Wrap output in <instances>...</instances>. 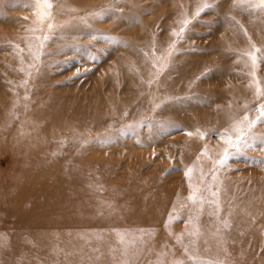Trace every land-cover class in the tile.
Here are the masks:
<instances>
[{
    "label": "rangeland",
    "instance_id": "obj_1",
    "mask_svg": "<svg viewBox=\"0 0 264 264\" xmlns=\"http://www.w3.org/2000/svg\"><path fill=\"white\" fill-rule=\"evenodd\" d=\"M222 1L232 3V0H52V18L41 23L32 7L34 0H0V264H124L125 261L128 264H174V261H183V264H264V211L262 214L241 211L239 215L245 220L249 233L254 224L260 222L261 227L252 234L259 240L256 248L232 247L228 237L233 224L230 212L238 208L232 206L233 199L226 202L221 199L219 183L220 176H238L242 188H249V181L264 185V163H261L264 150L260 147L264 139V122L253 127L257 130L247 131L249 147L231 156L225 165H216L214 161L225 146L224 131L217 121L213 122V132H207L206 121L200 118L195 121L196 113L210 111L217 114L223 107V102L216 99L206 100L208 92L205 91L214 85L209 72L198 80L199 90L197 80H179L181 86L176 84L175 90L164 83L167 89L163 87V93L159 86L151 85L157 89L158 96L149 101L146 100L150 87L137 88L131 78L127 82L133 89L126 86L127 83L124 85L125 81L120 83L123 71L127 69L125 73H128L137 69L132 57L142 49L141 38L145 43L154 44L157 32H170L167 25L171 23L174 35H171L172 41L170 37L166 39L167 50H176L175 46L185 38L179 50L189 53L192 58L198 57L201 66L204 64L199 77L220 64L211 59L220 48L215 47L210 52L209 46L223 35L228 21H234L243 30L240 12L234 15L219 13ZM204 2L214 7L192 20L197 7ZM102 11L103 15H95ZM55 17L57 20H52ZM185 19L192 22L181 33ZM48 23L54 25L51 30L47 28ZM69 28L75 33H70ZM45 36L49 38L44 39ZM250 38L228 41L230 45L220 43L221 47L229 48L230 59L225 63L229 65H224L227 70L218 76L217 88L227 94L233 83L236 85L240 81L241 88L249 86L247 95L252 99L251 104L243 101L239 107L243 115L254 111L255 118L258 104L264 100L257 99V81H252L247 73L251 59L239 57V50L243 51L241 42ZM120 56L126 66L124 70L117 59ZM160 58L158 71L153 72L155 81L161 74V66L170 62L167 52ZM151 59L148 63L150 71V65L155 61L153 58L151 63ZM186 67L192 66L185 65L184 69ZM228 72L240 76V80L234 81ZM143 79L139 78V81ZM119 84L124 85L122 89L126 91L138 92L140 102L135 101L141 104V110L133 112L134 117L126 108L121 113L110 114L109 118L94 110L98 118H107L103 123L105 128L102 124L97 128L89 122L92 114L85 115L81 124L68 119L73 109L83 107L86 99L96 98V94L107 97L111 88H121ZM109 86L111 88H107ZM43 93L49 94L41 98ZM75 93H82L83 97H77ZM141 93L144 97H140ZM72 100L78 102L77 106L70 104ZM53 101L56 104L69 102L68 106L59 108L61 117L67 118L64 128L49 126L52 119L49 120L50 112L46 109ZM160 106L166 108L160 111ZM54 113L57 115V108ZM239 118L229 116V123ZM109 119L116 127L109 126ZM44 125L49 126L48 135L40 132ZM197 129L205 135H199ZM232 137L235 139V135ZM189 169L191 172L186 175ZM197 188L199 191L195 192L193 202L188 197ZM78 189L86 191L92 199L91 212L74 209V213L68 209L82 202ZM176 199L179 200L178 209L183 211L189 206L192 211L182 214L175 207L171 208L170 204ZM97 202L101 203L98 205ZM102 206L105 208L101 210ZM204 207L213 213V218L207 222L211 232L207 233L198 218ZM247 228L239 231V237ZM72 236L73 244L70 243ZM177 236L181 237L180 242ZM193 255L198 259H189Z\"/></svg>",
    "mask_w": 264,
    "mask_h": 264
},
{
    "label": "bare ground",
    "instance_id": "obj_2",
    "mask_svg": "<svg viewBox=\"0 0 264 264\" xmlns=\"http://www.w3.org/2000/svg\"><path fill=\"white\" fill-rule=\"evenodd\" d=\"M31 2V1H30ZM28 3V2H27ZM222 3H223V5L220 7L219 6V8H218V11H219V13H228V14H232V15H234L235 13H238V12H240L241 14H242V20L243 21H241V23H242V26H243V30L241 29V28H238L237 26H236V23L234 22V21H228L227 23H225V31H224V33H223V35H221V37L218 39V41L216 42H214L212 45H210L209 47H210V52H213L214 50H215V47H219L220 48V50H219V53H213L214 55H212V61L213 62H220V64L218 63L217 64V66L215 65V66H213V68L211 69L212 71H210L209 73H208V76L210 77V81H212L213 82V86L210 88V89H208L207 91H205V92H208L206 95H205V97H206V100H210V101H212V100H214V99H216V100H218V101H220L221 103L223 102V107H221L220 109H219V111L217 112V114L215 113V112H210V111H208V112H199V113H196L195 114V121H198V119L200 118V120H203V121H206L207 123H208V126L209 127H207V132H213L214 130H215V128L213 127V126H215V125H213V122L214 121H217V124H218V126H219V128L220 129H222V131H224L225 132V130H228V132H229V134H231L232 136H234V135H236L233 131H232V125H233V123L234 122H232V123H229L230 121H229V116H239L240 118H242L244 115H243V112L242 111H240V107H239V105H241V103L243 102V101H245V102H248V103H250L251 104V100L252 99H250L249 97H248V93L250 92V89H249V86H248V88L247 87H243V88H241L240 87V85H239V80H240V76L238 77L237 75H235L234 73H230V72H228L227 74L229 75V73H230V75H231V77H233V79H234V81L236 80V79H238V81L239 82H237L236 83V85H234V83H233V85L232 86H230V88H229V90L227 91V94H226V92H223L222 90H220V89H218L217 88V85H218V82H219V75L220 74H223L222 72H223V70H227V69H224V65L226 66V65H229L228 64V62H227V64H225L226 63V61H228L230 58H229V56H230V50H229V48H227V47H221L220 46V43H222V42H224L223 44H225V42H228V41H230L231 42V40H237V39H239V38H241V37H248V36H251V40L249 39V41H246V42H244V43H242L241 42V47H243V49H241V50H243V51H241L240 52V50H239V57H240V59L243 57L244 59H246V57L247 58H249L250 59V57H248V56H246L244 53L245 52H247V51H250L251 50V45L254 43L258 48H262V49H264V11H253L252 9H249V8H234L233 7V5H232V3H228L227 4V1H222ZM31 4V3H30ZM224 6V8L223 9H221L222 7ZM54 9H56L57 10V7H55ZM37 16V15H36ZM29 17V16H28ZM30 18V17H29ZM31 18H33V17H31ZM30 18V19H31ZM54 19H56V17L55 18H53L52 20H54ZM57 20V19H56ZM26 21V20H25ZM28 21V20H27ZM55 21V20H54ZM179 21H180V19H179ZM26 24H27V22H25ZM174 24V26H176L177 28H179V26L177 25V24H175V23H173ZM28 25H29V23H28ZM30 25H32L31 23H30ZM29 25V26H30ZM167 28H169V30H170V32H167V33H161V32H157V40L155 39V42H154V44H149L147 41V43H145V42H143V40H142V38H141V40H140V42H141V47H142V49H141V51L139 52V54L138 55H136V57H135V55L132 57V60H134V61H136V63H134V61H133V63H134V65H136V71L135 70H133V71H131V72H126L125 73V71H127V69L125 70V71H123V75L125 76V74H126V76L124 77L123 76V78H121V82L120 81H118V82H120V83H124V81H125V83H124V85H126V83H127V85L126 86H128V85H130V83H128L127 81H128V79H133L132 81H134L135 83H133L134 85L136 84V87L137 88H139V87H141L142 89H146V88H148V87H150V89H149V92H148V95H147V97H148V100H146V101H149V100H153L155 97H157L158 95V92H156L157 91V89L156 88H154V87H152L151 85H156V86H159V91H161V93H163V91L162 90H164L163 89V87H164V83L166 84H168V85H170V86H172V88L175 90V88L174 87H176V84H178V81L180 80V82L181 81H183V82H187V81H190V80H201V79H197V77H199L200 76V74H201V70H203V65L201 66V60L197 57V58H192L190 55H189V53H183V52H181L180 50H179V48H180V45L182 44V42L185 40V38H184V40L182 41H180L179 42V45L177 44V46H175L176 47V50L174 49H171V51H169V50H167L168 48H166V44L168 43H166L165 44V42H166V39L167 38H169L170 37V39H171V41H172V36L171 35H174V34H172L174 31L172 30V23L170 24V25H167ZM70 29V28H69ZM72 29L73 28H71L70 30H69V32L71 33V31H72ZM171 30L173 31V32H171ZM178 30V29H177ZM233 30V31H232ZM55 31H57L56 29H55ZM75 31V30H74ZM78 31V30H77ZM154 31V30H153ZM68 31H67V33H69ZM73 32V31H72ZM53 33V32H52ZM55 33V32H54ZM73 33H75V32H73ZM78 33H79V31H78ZM145 34V33H144ZM147 34V33H146ZM11 35V34H10ZM153 35V34H152ZM166 35H168L167 37H165ZM57 36V35H56ZM154 37V36H153ZM156 37V36H155ZM186 37V36H185ZM134 38V37H133ZM133 38H130L131 40L133 39ZM138 38H140V37H138ZM144 39H146V38H144ZM163 40H164V42H163ZM246 40V39H245ZM244 40V41H245ZM130 41V40H129ZM131 42H133V41H131ZM233 42V41H232ZM228 44H229V42H228ZM231 44H234V42L233 43H231ZM230 45V44H229ZM236 45V44H235ZM128 46V45H127ZM227 46V45H226ZM61 47V46H60ZM139 47V46H138ZM236 47H237V45H236ZM238 47H239V45H238ZM128 48V47H127ZM127 48H124V49H127ZM231 48V47H230ZM61 49V48H60ZM134 49V48H133ZM232 49V48H231ZM238 49V48H237ZM130 51V50H129ZM134 50H131V52H133ZM138 51H139V49H138ZM165 52H167L168 54H169V59H170V62L168 61L166 64H164L163 66H161V74H160V72H158V74H160V75H158L159 77H158V79H156L157 81H155V78H156V75H155V73H157V72H155L154 70H156V71H158L157 70V66L161 63V58H160V56H162L163 54L165 55ZM124 53V52H123ZM134 53H135V51H134ZM125 54H127V53H125ZM124 54V55H125ZM129 54V53H128ZM123 55V54H122ZM132 55V54H131ZM156 56V57H155ZM136 58V59H135ZM150 58H155V61L153 62V64H151L150 65V67H151V69H152V71H150L148 68H149V66H148V63H149V60H150ZM118 60H119V62H121V63H119L120 65H122L123 66V69L122 70H124V67H126V66H124L123 65V63H122V57L120 56V58H117ZM127 59H128V56H127ZM151 59V63H152V60ZM248 59V60H249ZM129 60V62L131 61V63H132V60L129 58L128 59ZM208 60V59H207ZM242 60V59H241ZM160 61V62H159ZM235 61V60H234ZM128 62V63H129ZM212 62V63H213ZM231 61H229V63H230ZM236 62V61H235ZM244 62V61H243ZM246 62V61H245ZM204 63V62H203ZM207 63V62H206ZM205 63V64H206ZM233 63L234 62H232V65H233ZM118 64V65H119ZM125 64H127V63H125ZM245 64V63H244ZM248 64H250V67L248 66V68H247V66H245L246 68H247V70H248V74H249V76H250V78L252 79V81H253V79L254 80H256V81H258L259 82V87H260V89L262 90V91H264V69H261V68H263V65H264V59H261L260 61H258V64H257V67L255 68V70H253V68H252V65H251V60H250V63H248ZM131 65V64H130ZM133 65V66H134ZM192 66L191 68H188L187 69V67H186V69H184V66ZM234 65H237V64H234ZM128 66V65H127ZM183 66V67H182ZM201 66V67H200ZM238 66V65H237ZM240 66V65H239ZM244 66V65H243ZM116 67H117V65H116ZM119 67V66H118ZM159 67V66H158ZM182 67V69H180ZM241 67V66H240ZM209 68V67H208ZM231 68V67H230ZM236 68V67H235ZM234 68V69H235ZM239 68V67H238ZM242 69V68H241ZM121 70V71H122ZM129 70V69H128ZM231 70V69H230ZM245 70V69H244ZM246 71V70H245ZM253 71H254V75H253ZM153 72H155V73H153ZM121 73V72H120ZM125 73V74H124ZM153 73V74H152ZM225 73V72H224ZM221 76H223V75H221ZM248 76V77H249ZM252 76V77H251ZM230 77V76H229ZM230 77V78H231ZM139 78H144L143 80L145 81H147V82H144L143 80H140L139 81ZM224 78V77H223ZM119 78L117 77V80H118ZM203 79V78H202ZM206 79V78H205ZM242 80V79H241ZM197 82V85H196V87H198V90H199V88H201V85H200V82ZM130 82H131V80H130ZM242 82V81H241ZM245 83V82H244ZM112 84H114V83H111V85ZM246 84V83H245ZM244 84V85H245ZM247 84H248V82H247ZM115 85V84H114ZM120 85V84H119ZM123 85V84H122ZM121 86L120 85V89L118 88H114L113 87V89L109 86V87H107V88H111V90L109 91V93H108V95H106L107 97H98L97 96V94H96V98H93V99H86V101H85V99H84V104H82L83 105V107H81L80 105V109L79 108H75V109H73L72 110V113L69 115L70 117L68 118L69 120H71L72 122H79L80 121V123L79 124H81V120L84 118V117H86V116H89L90 114H92V115H90V118L91 119H89L88 121L89 122H93V124H95V125H97V128H100L101 126V124L102 125H104L103 123H104V121L107 119V118H109V115L110 114H112V113H118V112H123V110H124V108H126L127 109V111H128V114L129 113H135V112H137V111H140L141 109H140V105L141 104H137L136 103V101L138 100V98H139V95H138V92L136 91L135 93L134 92H132L131 90L133 89V87L130 85L129 87H131L132 89L131 90H127L126 91V89H122V88H124L125 86ZM178 85H180V84H178ZM241 85H243V83L241 84ZM174 86V87H173ZM181 86V85H180ZM135 87V88H136ZM161 87V88H160ZM196 87H195V89H196ZM50 88V87H49ZM165 89H167L166 87H164ZM169 88H171V87H169ZM168 88V89H169ZM171 88V89H172ZM178 88V87H177ZM180 88H183V86L182 87H180ZM251 88V87H250ZM156 89V90H155ZM42 90V89H41ZM40 90V91H41ZM124 90V91H123ZM136 90V89H135ZM174 90H173V92H174ZM202 90V89H201ZM56 91V90H55ZM54 91V92H55ZM98 91V90H97ZM140 91V90H139ZM179 91V90H178ZM50 92H52L51 90H50ZM59 92H60V90H59ZM62 93H63V91H61ZM94 92V91H93ZM99 92H101V90L99 91ZM172 92V91H171ZM170 91H169V93H171ZM61 93V94H62ZM98 93V92H97ZM147 93V92H146ZM145 93V94H146ZM150 93V94H149ZM165 93V92H164ZM168 93V94H169ZM174 93H177V90H176V92H174ZM181 93V92H180ZM44 94L45 93H43V94H40V97L42 98V96H44ZM49 94V93H48ZM48 94L45 96V97H47L48 96ZM52 94H54V93H52ZM60 94V93H59ZM76 95H77V93H75ZM82 93H80V95H81ZM94 94V95H95ZM143 93H141V95H142ZM182 94V93H181ZM38 95V94H37ZM51 95V94H50ZM63 95V94H62ZM62 95H60V96H62ZM68 95V94H67ZM73 95H74V93H73ZM72 95V97H74ZM80 95H77V97L78 96H80ZM140 95V97H144L143 95L141 96ZM164 95V94H163ZM180 95V94H179ZM53 96V95H52ZM56 96V95H55ZM71 96V95H70ZM82 96V95H81ZM175 96V95H174ZM59 97V96H58ZM72 97H70V98H72ZM77 97H76V99H77ZM83 97V96H82ZM87 97V96H86ZM92 97H93V94H92ZM168 97H170V96H168ZM176 97V96H175ZM62 98H63V96H62ZM153 98V99H152ZM60 99V98H59ZM64 99H66V98H64ZM73 99V98H72ZM81 99V98H80ZM83 99V98H82ZM169 99V98H168ZM54 100V99H53ZM68 100V99H67ZM66 100V101H67ZM77 100H79V99H77ZM133 100H134V102H133ZM136 100V101H135ZM167 100V99H166ZM69 101V100H68ZM79 101H81V100H79ZM83 101V100H82ZM81 101V102H82ZM139 101V100H138ZM156 101V100H155ZM63 102H65V101H63ZM63 102H60L59 104L57 103H55L54 101L53 102H50L49 103V105H48V109H46V110H48L49 112H50V115H49V120L50 119H52L51 121H49V122H51V124L52 125H49L50 123L48 122V120H46V123L49 125V126H54V127H63L64 126V123L67 121V118L66 119H63V117H61L62 115H60L61 113H60V111H59V108H64V107H66V106H68V104H69V102H68V104H67V102H66V104L65 103H63ZM81 102H79V104H81ZM140 102V101H139ZM162 102V101H161ZM173 102V101H172ZM47 103V102H46ZM62 103V104H61ZM151 103V102H150ZM149 103V104H150ZM153 103V102H152ZM167 103V102H166ZM169 103V102H168ZM61 104V105H60ZM70 104H72V106H74V104L76 105V104H78V102L77 101H73L72 100V103H70ZM170 104H171V102H170ZM172 105V104H171ZM70 106V105H69ZM77 106V105H76ZM162 106V105H161ZM161 106H160V108H161ZM71 107V106H70ZM171 107V106H170ZM169 107V108H170ZM55 108H57V115H56V113H54V110H55ZM69 108V107H68ZM145 108V107H144ZM152 108V107H151ZM157 108V107H156ZM166 108V107H165ZM165 108H161V110L160 111H163V109H165ZM245 108V107H244ZM65 109H67V108H65ZM45 110V109H44ZM97 112V110H98V113H101V114H104V115H108V117L106 118V119H100V118H98V115L97 114H94V112L95 111ZM159 110H157V112H158V114H159ZM249 110V109H248ZM257 110V109H256ZM154 111V110H153ZM152 111V112H153ZM120 112V113H121ZM146 112V111H145ZM148 112V111H147ZM155 112V111H154ZM157 112L155 113V114H157ZM165 112H166V110H165ZM170 112V111H169ZM254 112V111H253ZM252 111H249L248 113V116H249V119L250 118H254V116H253V113ZM120 113H119V115H120ZM134 113L132 114L133 116L132 117H134ZM162 113V112H161ZM166 113H168V112H166ZM171 113H172V111H171ZM256 113V112H255ZM95 116H97V117H94V115ZM101 114H99V115H101ZM158 114H157V116H158ZM163 114H165L164 112H163ZM172 114H174V113H172ZM86 115V116H85ZM103 115V116H104ZM149 115H151V114H148V116ZM152 115H154V113L152 114ZM151 115V116H152ZM160 115V114H159ZM167 115V114H166ZM258 115V114H257ZM102 116V115H101ZM100 116V117H101ZM102 116V117H103ZM146 116V115H145ZM147 116V117H148ZM156 116V115H155ZM154 116V117H155ZM170 116V115H169ZM168 115H167V117H169ZM144 117V116H143ZM160 117V116H159ZM127 118H130L129 116L127 117ZM126 118V119H127ZM152 118H153V116H152ZM156 118V117H155ZM161 118V117H160ZM239 118V119H240ZM112 119H114V118H112ZM133 120H134V118H132ZM137 119V118H136ZM141 119H143V118H141ZM145 119V118H144ZM158 119V118H157ZM238 119V120H239ZM124 120V119H123ZM138 120V119H137ZM140 120V119H139ZM85 121H87L86 120V118H85ZM88 121H87V123H88ZM109 121H110V125L109 126H111L112 124H111V120L109 119ZM135 121V120H134ZM237 121V120H236ZM83 122V121H82ZM106 122H108V121H106ZM113 122V121H112ZM115 122H116V120H115ZM167 122V121H166ZM205 122V123H206ZM89 124V123H88ZM116 124H118V123H116ZM156 124V123H155ZM161 124H162V122H161ZM166 124V123H165ZM165 124L164 125H162V126H165ZM46 125V124H45ZM44 125V128H42V129H40V132H43V135H48V132H47V129H48V127L49 126H45ZM68 125V124H67ZM72 125V124H71ZM82 125H84L83 123H82ZM82 125H80V126H82ZM86 125V124H85ZM107 125H108V123H107ZM115 125V124H114ZM212 125V126H211ZM73 126V125H72ZM71 126V127H72ZM93 126V125H92ZM98 126H100V127H98ZM113 126V125H112ZM154 126V125H153ZM46 127V128H45ZM70 127V128H71ZM83 127V126H82ZM87 127V126H86ZM105 127H107V126H105L104 125V128ZM113 127H116V126H113ZM256 127V126H255ZM64 128V127H63ZM94 128V127H93ZM96 128V129H97ZM155 128V127H154ZM83 129V128H82ZM88 129H89V127H88ZM156 129H157V127H156ZM159 129V128H158ZM157 129V130H158ZM258 128H253V130H257ZM99 130V129H98ZM101 130H102V128H101ZM105 130V129H104ZM76 131V130H75ZM58 132V131H57ZM60 134V133H59ZM67 135H68V133H67ZM45 137H47V136H45ZM121 147V146H120ZM238 176H228L227 178H221V176H220V179H219V183H220V186H221V189H222V194H221V199L223 200V201H229V200H231L232 201V199L234 200V203L232 204V206H235V207H237L238 208V210H232L230 213H231V215L233 216V224H232V227H231V231L228 233V237H229V239L230 240H232V242H231V245H232V247H236V248H240V247H245L246 245L247 246H250L251 248H256V246L259 244V240H257L252 234H253V232H255V231H257V229L259 228V227H261V226H259L260 225V222L259 221H257V223H255L254 224V226H253V228L252 229H250V233L248 232V228H247V225H246V223L244 222L245 220H242V216H240L239 217V215H241L240 214V212L241 211H243V212H245V211H248V212H252L253 214H262L263 213V211H264V188L262 189V188H260V187H264V185L262 186L261 184H259V183H257V181H256V183H255V181H254V183L252 182V181H249V182H251V183H249V185L250 186H254V187H252V188H254V189H251L250 188V186H249V188H242L241 186V184H240V180H239V177L237 178ZM243 178V177H242ZM75 179V178H74ZM78 179V178H77ZM76 180V179H75ZM74 180V181H75ZM244 180H247V179H244ZM244 180L242 181L243 183H244ZM73 181V180H72ZM81 181H83L82 180V178H81ZM259 181V180H258ZM78 182V181H77ZM80 182V181H79ZM76 183V182H75ZM248 183H247V185H248ZM260 183H261V181H260ZM77 184V183H76ZM80 184V183H79ZM139 185L140 184H138V187H139ZM82 186V185H81ZM85 186H87V185H85ZM120 186H121V184H120ZM132 186V185H131ZM134 186V185H133ZM141 186V185H140ZM245 186V185H244ZM94 187V186H93ZM92 187V188H93ZM135 187V186H134ZM82 188H83V186H82ZM91 188V187H90ZM144 188V187H143ZM258 188V189H257ZM132 189H134V188H132ZM141 189H142V187H141ZM260 189V190H259ZM79 191L81 190V189H78ZM85 190V189H84ZM86 190H88V189H86ZM122 190H124L123 188H122ZM121 190V191H122ZM77 191V190H76ZM139 191V190H138ZM62 192V191H61ZM78 192V191H77ZM140 192V191H139ZM75 193V192H74ZM91 193H93V191L91 192ZM120 193V192H119ZM126 193V192H125ZM137 193V192H136ZM141 193H143V192H141ZM57 194L58 195H60L58 192H57ZM77 194H79L78 196H80L81 197V200H82V202L80 203V205L79 206H70L68 209H70L71 210V212H73L74 211V209H76V211L78 210V209H80L81 211H84L83 213H86L85 211H89V212H91V210H93V206H92V203H93V201H92V199H90V198H88V193L86 192V191H83V189H82V191H80V192H78ZM123 194H124V192H123ZM122 194V195H123ZM62 195H63V193H62ZM117 195V194H116ZM125 195V194H124ZM128 196H129V194H127ZM134 195V194H133ZM139 195V194H138ZM64 196H65V194H64ZM93 196V195H92ZM117 196H119V195H117ZM135 196V195H134ZM155 196V195H154ZM63 197V196H62ZM138 197V196H137ZM61 198V197H60ZM123 198H124V196H123ZM128 198V197H127ZM130 198V197H129ZM135 198V197H134ZM139 198V197H138ZM157 198V197H156ZM155 198V199H156ZM94 199V198H93ZM97 199V198H96ZM109 199H111V195H110V197H109ZM126 199V198H125ZM255 200V201H251V200ZM71 200V199H70ZM69 200V201H70ZM75 200V199H74ZM101 200V199H100ZM99 200V201H100ZM114 200V199H113ZM135 200V199H134ZM139 200H140V198H139ZM146 200V199H145ZM151 200H153V199H151ZM159 200H160V198H159ZM90 201H92V202H90ZM105 201H107V199L105 200ZM158 201V200H157ZM173 201V200H172ZM175 201V200H174ZM172 202L170 205H172V207L171 208H176V210L177 211H180L182 214H189L190 213V211H192V209L191 208H189V206L187 207V208H185L183 211L182 210H180V208L178 209V202H179V200H178V202H177V199H176V201L175 202ZM256 201H258V204H256ZM66 202V201H65ZM73 202V201H72ZM130 202V201H129ZM136 202V204H138V201L136 200L135 201ZM152 202V201H151ZM150 202V203H151ZM96 203V202H95ZM101 203V202H100ZM99 203V204H100ZM143 203V202H142ZM155 204H156V202H154ZM97 204H98V202H97ZM98 204V205H99ZM111 204V203H110ZM114 204V203H113ZM132 204V203H131ZM136 204H134V205H136ZM68 205V204H67ZM95 205V204H94ZM116 205V204H115ZM129 205V204H128ZM157 206H159L158 204H156ZM168 206H169V204H167ZM65 206V205H64ZM97 206V205H96ZM101 206V205H100ZM100 206H98V208L100 207ZM122 206V205H121ZM138 205H136L135 207H137ZM167 206V207H168ZM142 207V206H141ZM144 207H146V205L144 206ZM102 208H105V207H101V210H102ZM117 208H118V206H117ZM128 208V207H127ZM143 208V207H142ZM228 208V207H227ZM66 209V208H65ZM118 209H120V208H118ZM104 210V209H103ZM139 210V209H138ZM137 210V211H138ZM147 210V209H146ZM226 210V209H225ZM94 211H95V208H94ZM144 211V210H143ZM65 212V211H64ZM78 212V211H77ZM103 212H105V211H103ZM146 212V211H145ZM189 212V213H188ZM74 213H75V211H74ZM81 213V212H80ZM101 213V212H100ZM60 214H63L62 212L60 213ZM77 214V213H76ZM88 214H90V213H88ZM95 214V213H94ZM93 214V212H92V215H94ZM245 214V213H244ZM77 215H79V214H77ZM63 216V215H62ZM72 216V215H71ZM73 216H75V214H73ZM95 216H97V215H95ZM101 216H102V214H101ZM199 217V222H201V227H202V229H204V231H205V233H207V232H211L210 230H211V228H209V227H207V222L208 221H210L211 220V218H213V213L209 210V211H207V209L204 207V208H202L201 209V211H200V213H199V215H198ZM71 218V217H70ZM73 218V217H72ZM75 219H76V217H74ZM79 218V217H78ZM96 218V217H95ZM97 218H99V217H97ZM66 219V218H65ZM75 219H74V221H75ZM96 220H98V219H96ZM78 221V220H77ZM94 222V221H93ZM105 222V221H104ZM95 223V222H94ZM106 223V222H105ZM71 224H72V222H71ZM79 224V223H78ZM71 226V225H70ZM90 226V225H89ZM97 226V225H96ZM104 226V225H103ZM109 228V227H108ZM247 228V231L244 233V235L242 236V237H239V231L240 230H242V229H246ZM116 229V228H115ZM261 229V228H260ZM102 230H100V232H101ZM108 232H109V230H107ZM73 233H74V229H73V231H72ZM78 233H84V231H77ZM105 232V231H104ZM241 232V231H240ZM86 233V232H85ZM72 235V234H71ZM73 236H76V235H74L73 234ZM73 236L70 238L71 239V242L70 243H72V241L74 240V239H72L73 238ZM70 237V236H69ZM77 237V236H76ZM75 244H77V242H76V238H75V242H74ZM73 244V243H72ZM204 244V243H203ZM212 244H214L213 242H212ZM202 249V248H201ZM202 253V252H201ZM205 253H206V251H205ZM219 258V257H218ZM230 259H232V258H230ZM233 260V259H232ZM231 260V261H232ZM237 261V260H236Z\"/></svg>",
    "mask_w": 264,
    "mask_h": 264
},
{
    "label": "snow or ice",
    "instance_id": "obj_3",
    "mask_svg": "<svg viewBox=\"0 0 264 264\" xmlns=\"http://www.w3.org/2000/svg\"><path fill=\"white\" fill-rule=\"evenodd\" d=\"M232 5L234 8H258L261 11H264V0H232ZM32 7L37 11V20L41 23L45 19L51 20L52 18V8L53 2L52 0H34ZM214 7L213 4L204 2L201 6H198L196 12L192 18L195 20L199 15L204 12L206 9ZM111 9V5L109 6ZM104 11L95 13V15H103ZM232 19H235L232 17ZM192 21L185 19L182 21L185 27L180 29V32L183 33L186 31L187 25H189ZM54 27L52 23L47 24V28L51 30ZM48 36H45L44 39H48ZM18 47V46H17ZM42 47V44H41ZM174 47V44H173ZM246 56L250 57L251 65L253 70L257 67L258 61L264 59V49L258 48L254 43L251 45V50L244 53ZM212 71L211 69L206 70L205 73L202 74L201 77H197V79H201L207 76V73ZM253 71V75H254ZM255 95L258 100H264V91H262L259 87V82L257 81V88L255 90ZM159 107V105H157ZM258 115L254 119H249V116L245 114L241 119L234 121L232 125V131L236 134L235 139H233L232 135L229 134L228 130H225L224 134L222 135V139L224 141V147L221 149L219 154V158L214 161V164L223 166L226 164L228 159L235 155L243 148L249 147V139L247 136V131H250L257 123L264 122V102L258 104ZM127 115V112H125ZM197 133L203 137L204 133H201L199 129H197ZM192 135V133H189ZM261 150H264V139L261 141ZM206 154V149H205ZM261 163H264V159L261 160ZM191 169L186 172V175H189ZM199 191V189H195L193 193H191L188 197L189 200L195 202V192ZM215 195V193H213ZM227 226V225H226ZM123 242V237H121ZM177 241H181V237L177 236ZM187 251V248L185 249ZM189 259L196 260L198 259L196 256H190ZM124 264H128L127 261ZM174 264H183V261H174Z\"/></svg>",
    "mask_w": 264,
    "mask_h": 264
}]
</instances>
